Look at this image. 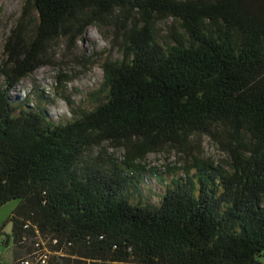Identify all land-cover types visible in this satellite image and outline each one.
Returning a JSON list of instances; mask_svg holds the SVG:
<instances>
[{
  "label": "trees",
  "instance_id": "1",
  "mask_svg": "<svg viewBox=\"0 0 264 264\" xmlns=\"http://www.w3.org/2000/svg\"><path fill=\"white\" fill-rule=\"evenodd\" d=\"M116 10L123 54L104 61L96 108L63 123L12 100L54 62L53 41L75 43ZM167 18L160 40L156 21ZM4 52L0 207L19 202L0 240L13 264L34 251L52 264H264V0H26ZM197 133L231 160L192 156L160 205L134 203L147 155L186 152ZM104 141L123 158L87 161Z\"/></svg>",
  "mask_w": 264,
  "mask_h": 264
},
{
  "label": "rangeland",
  "instance_id": "2",
  "mask_svg": "<svg viewBox=\"0 0 264 264\" xmlns=\"http://www.w3.org/2000/svg\"><path fill=\"white\" fill-rule=\"evenodd\" d=\"M25 2L26 0H0V65L6 57L4 52L6 38L11 28L17 24ZM117 14L118 10L107 20L95 21L75 43L66 37L53 41L50 54L54 62L42 65L24 77L11 91L12 100L27 109L42 108L51 119L63 123L72 121L82 111L96 108L102 102L105 93L97 97L91 93L103 84L104 61L121 58L123 54L118 44L121 40V31L116 22ZM38 22L39 13L33 6L28 27L30 37L34 35ZM173 22L172 18L156 21L160 40L168 37ZM63 78L68 79L62 83L60 80ZM1 83H4L3 80ZM123 154V148L104 141L88 150L85 158L91 161L99 156L109 164L108 161L113 159L120 161ZM192 156L211 158L225 164L231 160L230 154L205 133L193 135L186 152L169 145L161 151L149 153L142 161L147 167L140 176L139 189H133V202L160 205L166 185L173 177L184 176L185 166L191 162ZM18 202L19 200H11L0 207V227L6 222ZM4 232L11 234L10 223L4 226ZM1 240L0 264H13L12 247H5ZM15 249L19 255L24 251L19 247Z\"/></svg>",
  "mask_w": 264,
  "mask_h": 264
},
{
  "label": "built area",
  "instance_id": "3",
  "mask_svg": "<svg viewBox=\"0 0 264 264\" xmlns=\"http://www.w3.org/2000/svg\"><path fill=\"white\" fill-rule=\"evenodd\" d=\"M49 251H34L31 255L21 259L22 264H52Z\"/></svg>",
  "mask_w": 264,
  "mask_h": 264
},
{
  "label": "crops",
  "instance_id": "4",
  "mask_svg": "<svg viewBox=\"0 0 264 264\" xmlns=\"http://www.w3.org/2000/svg\"><path fill=\"white\" fill-rule=\"evenodd\" d=\"M12 252H13L12 255L14 256V250H13V247H12Z\"/></svg>",
  "mask_w": 264,
  "mask_h": 264
},
{
  "label": "bare ground",
  "instance_id": "5",
  "mask_svg": "<svg viewBox=\"0 0 264 264\" xmlns=\"http://www.w3.org/2000/svg\"><path fill=\"white\" fill-rule=\"evenodd\" d=\"M89 36V35H88Z\"/></svg>",
  "mask_w": 264,
  "mask_h": 264
}]
</instances>
